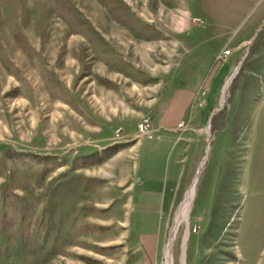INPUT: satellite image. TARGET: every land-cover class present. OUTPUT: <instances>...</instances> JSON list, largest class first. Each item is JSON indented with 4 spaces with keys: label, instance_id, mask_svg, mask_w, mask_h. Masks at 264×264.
Returning a JSON list of instances; mask_svg holds the SVG:
<instances>
[{
    "label": "rangeland",
    "instance_id": "1",
    "mask_svg": "<svg viewBox=\"0 0 264 264\" xmlns=\"http://www.w3.org/2000/svg\"><path fill=\"white\" fill-rule=\"evenodd\" d=\"M192 89L148 248L128 223L135 144ZM0 264H264V0H0Z\"/></svg>",
    "mask_w": 264,
    "mask_h": 264
},
{
    "label": "crops",
    "instance_id": "2",
    "mask_svg": "<svg viewBox=\"0 0 264 264\" xmlns=\"http://www.w3.org/2000/svg\"><path fill=\"white\" fill-rule=\"evenodd\" d=\"M262 16L260 15L258 23ZM254 29L255 26L250 31ZM193 91L195 90L184 95L179 92L174 94L169 107L156 116L155 127L159 131L156 140L141 138L135 144V150H142L143 153L142 162L134 171L136 182L130 187L133 195L128 223L133 228L132 232L137 233L138 239L148 248L155 249L163 241L161 236L166 230L165 217L173 207L183 173L181 156L184 148L180 145L183 138L179 139L181 133L177 126L189 114ZM187 135L182 137L190 138ZM172 152L174 155L170 165L167 157Z\"/></svg>",
    "mask_w": 264,
    "mask_h": 264
},
{
    "label": "built area",
    "instance_id": "3",
    "mask_svg": "<svg viewBox=\"0 0 264 264\" xmlns=\"http://www.w3.org/2000/svg\"><path fill=\"white\" fill-rule=\"evenodd\" d=\"M232 55V52L230 50H226V51H223L221 53V55H219L216 59V62H219V63H224L228 60V58ZM201 95V96H200ZM206 95H207V91H204V92H199V95L196 99V102H195V108L196 109H200L204 106L205 102H206ZM201 99V100H199ZM178 130L179 132H185L187 130V124L185 123V121L181 122L179 125H178ZM139 131L148 136L149 138L152 137V134H153V128H152V125L150 123L149 120H145L144 122H142L140 125H139Z\"/></svg>",
    "mask_w": 264,
    "mask_h": 264
},
{
    "label": "bare ground",
    "instance_id": "4",
    "mask_svg": "<svg viewBox=\"0 0 264 264\" xmlns=\"http://www.w3.org/2000/svg\"><path fill=\"white\" fill-rule=\"evenodd\" d=\"M175 23H176V26L177 27H181V29L185 26L186 24V21L184 20H181V22L177 21L175 19V17H173L172 19ZM194 198V192L193 190L190 191L186 197V200L184 201V204L183 206L181 207L180 209V215H179V219L177 221L178 225L180 223H182L183 221L186 222L188 220V215H189V211H190V207H191V203H192V200Z\"/></svg>",
    "mask_w": 264,
    "mask_h": 264
},
{
    "label": "trees",
    "instance_id": "5",
    "mask_svg": "<svg viewBox=\"0 0 264 264\" xmlns=\"http://www.w3.org/2000/svg\"><path fill=\"white\" fill-rule=\"evenodd\" d=\"M236 89H237V87H235V86H233L232 87V90H231V99H233L234 98V95H235V93H236ZM225 110V109H224ZM224 110H222L218 115H216L213 119H212V129L214 130H216V129H218L219 128V124L217 123L218 122V120H220V119H222L223 117H222V115H223V111ZM226 113V112H225ZM225 115V114H224ZM225 119H227V116L225 115ZM223 127L225 128L226 127V125L224 124L223 125Z\"/></svg>",
    "mask_w": 264,
    "mask_h": 264
},
{
    "label": "water",
    "instance_id": "6",
    "mask_svg": "<svg viewBox=\"0 0 264 264\" xmlns=\"http://www.w3.org/2000/svg\"><path fill=\"white\" fill-rule=\"evenodd\" d=\"M215 114V113H214ZM212 117H213V115H212ZM199 172V171H198Z\"/></svg>",
    "mask_w": 264,
    "mask_h": 264
}]
</instances>
